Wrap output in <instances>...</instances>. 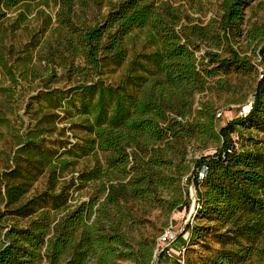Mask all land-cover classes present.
<instances>
[{
    "label": "trees",
    "instance_id": "1",
    "mask_svg": "<svg viewBox=\"0 0 264 264\" xmlns=\"http://www.w3.org/2000/svg\"><path fill=\"white\" fill-rule=\"evenodd\" d=\"M38 1L49 0H0V24L10 12ZM52 1L58 5L62 44L74 58L72 73L82 81L77 94L41 91L33 98L38 104L32 107L33 122L18 137L11 164L0 173V220H10L0 223V264L159 261L165 256L155 254L156 243L130 237L129 203L159 200L163 191L173 189L176 176L180 181L183 175L191 141L220 144L213 154L199 157L185 178L194 189V215H202L208 226L200 229L187 222L177 238L184 233L200 238L201 231L209 230L220 244L196 264H244L253 257L264 264V73L249 114L221 127L211 95L231 92V70L249 68L246 56L235 48V37L242 34L243 9L254 0H221L220 15L205 26L194 24L181 6L167 0H108L102 20L81 27L74 7L85 0ZM138 33H144L149 51L128 59L129 44ZM246 37L264 60V25ZM203 42L209 48L198 58ZM38 45H26L27 56L30 46ZM126 61L123 79L107 83L105 70ZM5 90L0 82V92ZM205 91L210 96L193 107L196 95ZM61 111L80 119L72 128L83 130L82 143L49 138ZM88 154L96 166L76 171L78 159ZM88 184L93 192L87 199L75 196ZM191 201L187 190L183 203ZM169 202L171 209L181 204L173 198ZM184 264L191 262L185 258Z\"/></svg>",
    "mask_w": 264,
    "mask_h": 264
},
{
    "label": "rangeland",
    "instance_id": "2",
    "mask_svg": "<svg viewBox=\"0 0 264 264\" xmlns=\"http://www.w3.org/2000/svg\"><path fill=\"white\" fill-rule=\"evenodd\" d=\"M108 0H85L84 5L77 4L74 20L78 27L83 24L93 25L102 20L107 12ZM174 6H181L188 14L193 23L199 26L207 25L212 19L220 15L219 4L221 0H167ZM88 3V4H87ZM58 5L52 0L38 1L31 3L27 8H20L10 12L3 23L0 24V82L5 92H0V118L3 116L0 124V173L7 170L10 163V157L16 148L17 140L20 135L26 132L27 128L33 122L35 114L32 107H38L33 99L41 91L58 90L63 95L66 93L77 94L76 87L82 81L81 77L73 72L72 62L74 58L63 46V35L60 34L57 27L59 23L56 19ZM22 14L21 16H19ZM264 25V0H254L243 9V24L241 25L242 34L235 37V48L240 51L241 56H246L248 70H231L229 82L231 92H219L211 94L215 101L217 111H222L224 117L217 120L218 127L235 119L240 108L250 102L254 97V91L257 81L264 73V60L255 50V42L246 36L255 26ZM49 41V45L45 42ZM38 42V46H30L31 56H27L26 45ZM207 42H203L202 49L197 53L198 58L208 49ZM149 48L144 44V33H138L135 37V43L129 44L128 59L135 54L148 52ZM78 61V60H76ZM28 63V65H24ZM127 61L121 67L105 70L103 78L107 83L117 84L123 79ZM5 68H8L11 74L15 75L17 83L9 80L5 74ZM92 72V71H90ZM72 73V74H71ZM234 93V94H231ZM210 94L207 91L197 94L193 107H197L205 101ZM242 99L241 102H235ZM62 110V109H61ZM80 119L77 116H67L63 111L60 112V118L56 122V129L49 138L60 139L73 143H82L86 135L79 127H73L72 123L79 124ZM251 131L262 138V133L255 127ZM243 137L247 136L243 131ZM220 143L208 142L199 144L191 141L187 147L185 162L181 167L183 172L180 181H174V188L165 190L161 193L160 199H153L151 202L131 201L129 203L130 215L132 217L130 237L135 241H146L147 243H157L160 232L168 224H172L174 230L179 235L185 224L190 222L197 228L206 229L208 222L202 215L195 214L192 210V201L184 204L185 192L191 191L190 185L185 178L194 166L196 160L203 155H210L216 152ZM96 166V160L91 155H85L78 159L75 170L89 171ZM77 175V172L74 173ZM41 181V180H40ZM38 186L41 187L40 182ZM89 186V187H88ZM83 187L79 193L81 200L87 199L93 192V188L88 184ZM190 188V189H189ZM203 189V188H202ZM194 193V190L192 189ZM0 196V212L4 211V203ZM173 200L180 201L181 204L171 209ZM182 199V200H181ZM9 218H2L1 224L10 222ZM200 238L189 239L188 233H184L172 244V248L179 245H187L185 258L186 263L196 264L199 257L207 255L209 252H215L220 249L211 235L210 231H201ZM229 246V245H227ZM156 248V244H155ZM154 248V252H155ZM173 253V252H172ZM156 264H175V254L165 256ZM154 262V264H155ZM117 264H132L129 260H120ZM244 264H258L255 257Z\"/></svg>",
    "mask_w": 264,
    "mask_h": 264
},
{
    "label": "built area",
    "instance_id": "3",
    "mask_svg": "<svg viewBox=\"0 0 264 264\" xmlns=\"http://www.w3.org/2000/svg\"><path fill=\"white\" fill-rule=\"evenodd\" d=\"M253 100L248 102L247 104L243 105L239 112H238V117H244L249 114L251 106H252ZM216 120L224 117V114L222 111H217L215 114ZM206 168L203 167L201 170L198 172V178L201 179L203 178L205 174ZM186 181V179H185ZM191 188V189H190ZM189 189V194L192 198V210L194 211V203H195V197L194 193L192 192L193 187H190ZM194 190V189H193ZM177 240V232L174 230L172 224H168L159 234L157 238V243H156V248H155V254L158 252L164 253V256H172V254H175V264H184L185 263V251H186V246L179 245L175 248V251L171 247L172 244ZM173 252V253H172Z\"/></svg>",
    "mask_w": 264,
    "mask_h": 264
}]
</instances>
